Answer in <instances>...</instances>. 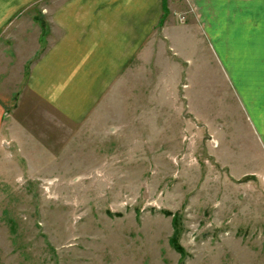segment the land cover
Wrapping results in <instances>:
<instances>
[{"label":"rangeland","instance_id":"obj_1","mask_svg":"<svg viewBox=\"0 0 264 264\" xmlns=\"http://www.w3.org/2000/svg\"><path fill=\"white\" fill-rule=\"evenodd\" d=\"M163 4V21L173 13L199 31L188 83L176 92L166 62L160 90L138 66L78 122L27 88L49 29L38 48L29 31L1 40L0 264H264V168L245 173L254 142L221 58L226 29L257 25L264 36V18L250 15L264 17V0Z\"/></svg>","mask_w":264,"mask_h":264},{"label":"crops","instance_id":"obj_2","mask_svg":"<svg viewBox=\"0 0 264 264\" xmlns=\"http://www.w3.org/2000/svg\"><path fill=\"white\" fill-rule=\"evenodd\" d=\"M163 2L61 0L55 4L53 0H0V42L11 33L29 31L36 34L38 48L40 35L49 29L47 35L53 38L30 67L27 88L62 116L78 122L90 116L109 92L121 85L129 87L138 66L158 77L160 90L167 87L161 81L166 62L180 75L176 92L181 81L188 83L193 58L187 47L199 42V31L196 26L185 29L173 13L163 21ZM36 7L41 13L34 17L29 11ZM250 15L254 21L264 18ZM238 28L224 31L222 71L224 83L237 84L239 102L246 112L255 148L245 155L253 168L245 173L253 174L264 168V36L257 25ZM27 39L17 43L25 51L31 44ZM181 62L186 64L184 79ZM150 84L144 85L148 92ZM6 112L0 103V123Z\"/></svg>","mask_w":264,"mask_h":264},{"label":"trees","instance_id":"obj_3","mask_svg":"<svg viewBox=\"0 0 264 264\" xmlns=\"http://www.w3.org/2000/svg\"><path fill=\"white\" fill-rule=\"evenodd\" d=\"M173 228H174V231L177 233L178 232V230H177L178 227H177V218H176V216H174V218H173ZM176 233L173 235V237H172V239L170 241V244L177 252L181 253L182 249H181V247L178 244V239H177V234Z\"/></svg>","mask_w":264,"mask_h":264}]
</instances>
